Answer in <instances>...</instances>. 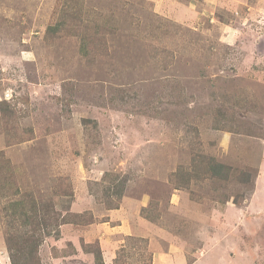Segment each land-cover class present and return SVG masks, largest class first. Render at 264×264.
<instances>
[{"label":"rangeland","instance_id":"obj_1","mask_svg":"<svg viewBox=\"0 0 264 264\" xmlns=\"http://www.w3.org/2000/svg\"><path fill=\"white\" fill-rule=\"evenodd\" d=\"M22 196L55 208L42 264L72 229L89 264H201L189 209L264 264V0H0V264Z\"/></svg>","mask_w":264,"mask_h":264},{"label":"trees","instance_id":"obj_2","mask_svg":"<svg viewBox=\"0 0 264 264\" xmlns=\"http://www.w3.org/2000/svg\"><path fill=\"white\" fill-rule=\"evenodd\" d=\"M2 111L5 112L3 108ZM212 170L216 176L222 179H225V177L230 174L229 167L216 162H214ZM25 197L26 196H22L21 199H17L10 204L12 207L20 206L13 212V214H15L19 210L20 218H17V221L20 222V224H11V227L15 228L16 231L7 234L6 239L11 263L42 264L39 257V249L44 242L45 236H50L53 233L60 235L58 231L59 226L57 224L55 225V222L52 219L54 216L50 214L55 208L52 207L54 206L52 203L48 204L44 200H36L37 198L33 199L31 202H25L23 200ZM36 225H43L45 231L47 230L46 233L40 235V233L37 234L39 231L37 232V230L30 228V226L35 227ZM96 259L98 264H104L101 252L97 253Z\"/></svg>","mask_w":264,"mask_h":264},{"label":"crops","instance_id":"obj_3","mask_svg":"<svg viewBox=\"0 0 264 264\" xmlns=\"http://www.w3.org/2000/svg\"><path fill=\"white\" fill-rule=\"evenodd\" d=\"M84 202H88V203H84ZM76 204H78V203H75L74 204V207H72L73 212L83 213L85 210H93V207H89L91 205V200L89 198L83 200V206L79 210L75 207ZM185 212H187V211H185ZM189 212L190 213H189V216L188 217L194 218L195 224H197L196 226L193 227L192 237L202 236V239L204 238V241L203 242H205V246H206L205 249L206 248L208 249V244L211 243L209 245V247L210 248L212 247V251L209 254L207 253L205 259L201 258L203 260V263L204 264H208V263L209 264H221V261L223 263H225L227 260L225 259L226 257L224 256V254H222V250H225V249L220 248L222 246V243L221 242H220V244H218L219 241L224 237L223 230L220 229V232L218 233V234H221V237L220 238H217V236H219L218 234H214V238L208 237V226H207V224H208V218L206 216H202V217L199 216V217L196 218L194 216L195 210L192 211V209H189ZM200 222L202 223V225L198 227V223H200ZM216 225L219 226L220 225L219 222H217ZM87 231L90 233L93 230H88L87 229ZM71 232L73 233L72 239L74 241V243H72V244H73L74 247H76V251H75L76 253L75 252H73V253L76 254V255H74L75 258H78L77 263L78 264H89L90 255L88 253H87L88 255H86L84 253L80 254V249L77 247L79 245V244H77V241L79 243V238H78L79 233L77 231H75V229H72ZM83 234H85V231L84 230H83ZM215 238H217V241L216 242H213V240ZM194 245H195V242L191 238L187 242H185V246H186V249H187L188 252L190 251L189 249H191L190 247H192ZM107 246L110 247V248H113L115 246V244H111V245H107ZM216 250L217 251H220V253H221V256L220 257H216L214 255V251H216ZM104 251H105L104 254H106V250H104ZM79 255H80V257H79ZM241 256H243V255H241ZM207 257H208V262L206 260ZM156 258H158V257H156ZM52 259L54 261H56V259H54V258H52ZM179 260L181 261V258ZM104 262L106 263V257L104 258ZM203 263H201V264H203ZM176 264H179V263L176 261Z\"/></svg>","mask_w":264,"mask_h":264}]
</instances>
